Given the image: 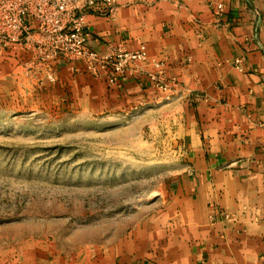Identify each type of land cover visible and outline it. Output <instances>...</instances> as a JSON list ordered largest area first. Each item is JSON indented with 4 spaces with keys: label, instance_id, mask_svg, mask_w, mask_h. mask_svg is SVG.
Wrapping results in <instances>:
<instances>
[{
    "label": "crops",
    "instance_id": "crops-1",
    "mask_svg": "<svg viewBox=\"0 0 264 264\" xmlns=\"http://www.w3.org/2000/svg\"><path fill=\"white\" fill-rule=\"evenodd\" d=\"M88 12V51L145 46L148 63L122 78L56 62L49 95L97 117L172 107L184 159L154 214L97 264H264L262 0H120L113 16L103 3ZM155 64L167 92L150 80Z\"/></svg>",
    "mask_w": 264,
    "mask_h": 264
},
{
    "label": "rangeland",
    "instance_id": "rangeland-1",
    "mask_svg": "<svg viewBox=\"0 0 264 264\" xmlns=\"http://www.w3.org/2000/svg\"><path fill=\"white\" fill-rule=\"evenodd\" d=\"M15 34L0 26V264H97L184 166L178 111L64 108L48 93L49 51Z\"/></svg>",
    "mask_w": 264,
    "mask_h": 264
},
{
    "label": "built area",
    "instance_id": "built-area-1",
    "mask_svg": "<svg viewBox=\"0 0 264 264\" xmlns=\"http://www.w3.org/2000/svg\"><path fill=\"white\" fill-rule=\"evenodd\" d=\"M120 0H0V26L17 32L11 42L24 38L34 43L38 50H48L42 60L48 80L54 82L53 64L67 62L74 65V72L84 69L93 76L112 69L118 76L125 78L148 63L147 48L141 46L136 51L110 49L106 54L90 52L86 49V29L88 10L103 3L108 16H113ZM136 5L140 0H121ZM264 6V0H262ZM223 6H219L215 15L220 18ZM34 22L35 28L29 27ZM34 31L30 34V31ZM81 66L78 68L77 66ZM157 75L150 76L159 92H167L164 83L163 66L154 65Z\"/></svg>",
    "mask_w": 264,
    "mask_h": 264
}]
</instances>
